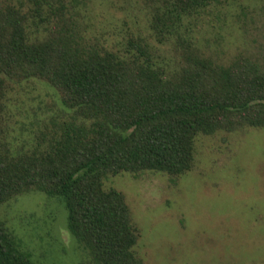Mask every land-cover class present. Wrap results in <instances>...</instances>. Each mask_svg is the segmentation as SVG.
Wrapping results in <instances>:
<instances>
[{
  "label": "trees",
  "instance_id": "trees-1",
  "mask_svg": "<svg viewBox=\"0 0 264 264\" xmlns=\"http://www.w3.org/2000/svg\"><path fill=\"white\" fill-rule=\"evenodd\" d=\"M227 1L157 0L155 23L173 37L182 18ZM84 5L0 0V206L29 192L57 198L90 264H142L124 196L104 181L181 176L193 166L197 136L264 128V66L242 57L222 65L183 49L168 68L142 37L90 44L78 29ZM27 80L56 91L69 117L14 149L8 95ZM0 264H34L1 219Z\"/></svg>",
  "mask_w": 264,
  "mask_h": 264
},
{
  "label": "rangeland",
  "instance_id": "rangeland-1",
  "mask_svg": "<svg viewBox=\"0 0 264 264\" xmlns=\"http://www.w3.org/2000/svg\"><path fill=\"white\" fill-rule=\"evenodd\" d=\"M156 5L162 12L157 0H85L79 33L90 44L115 47L145 38L168 68L183 49L222 65L242 57L264 66V0H229L186 16L173 37L155 23ZM8 109L14 149L28 148L45 126L69 117L56 91L37 80L15 86ZM104 187L124 196L142 264H264V128L197 136L193 166L181 176L121 173ZM0 219L34 264H90L67 230L59 199L40 192L14 197L0 206Z\"/></svg>",
  "mask_w": 264,
  "mask_h": 264
}]
</instances>
